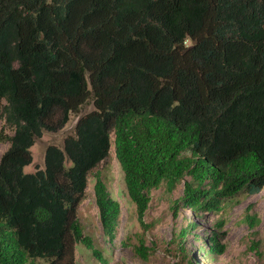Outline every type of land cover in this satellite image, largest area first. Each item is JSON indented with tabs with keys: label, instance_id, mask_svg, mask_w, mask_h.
Masks as SVG:
<instances>
[{
	"label": "trees",
	"instance_id": "16d2710c",
	"mask_svg": "<svg viewBox=\"0 0 264 264\" xmlns=\"http://www.w3.org/2000/svg\"><path fill=\"white\" fill-rule=\"evenodd\" d=\"M90 99L64 147L50 144L45 167L25 172L36 138ZM2 117L13 133L0 129L10 142L0 264H77L79 242L109 264L78 212L93 174L104 236L116 240L121 205L97 171L113 146L145 229L151 191L163 185L183 183L171 206L197 214L264 189V0H0ZM135 237L148 260L154 244ZM195 237L210 259L227 248L218 233Z\"/></svg>",
	"mask_w": 264,
	"mask_h": 264
},
{
	"label": "rangeland",
	"instance_id": "374dc122",
	"mask_svg": "<svg viewBox=\"0 0 264 264\" xmlns=\"http://www.w3.org/2000/svg\"><path fill=\"white\" fill-rule=\"evenodd\" d=\"M188 44L191 41H187ZM94 109L92 99L88 100L77 113H72L68 123L58 131H44L41 137L36 138L31 147L33 161L25 166V172H34L45 167V152L50 144L64 147V140L68 135L75 133L78 119ZM5 126V118H0V129ZM7 134H12L11 127L4 128ZM10 142L0 141V158L8 149ZM69 165V162H67ZM105 179L111 194L119 200L121 215L118 224L116 240L110 244L104 236L99 218L94 192V176H89V185L84 199L79 206L78 216L83 224L84 231L89 235L94 246L103 251L110 258L109 264H188L193 259L196 264H264V189L254 194L241 192L234 199L226 201L219 210L194 213L190 208L181 204L178 210L172 208L173 201L177 200L184 191V184H180L171 193L163 185L152 189L151 200L145 215V222L150 226L142 228L136 212V205L130 199L124 182L123 171L115 154V147L111 149L108 162L97 169ZM248 215L258 217L255 225H250ZM196 226L190 228V233L182 234L189 228L191 222ZM223 221L222 228L219 222ZM146 233V244H154L155 252L148 260L140 257L136 251L138 232ZM218 233L226 242L224 253L214 259L205 254L203 241L196 235L209 237ZM127 237H131L128 244H124ZM186 249L185 260L182 257V248ZM77 264H101L95 257L93 250L82 242L76 247Z\"/></svg>",
	"mask_w": 264,
	"mask_h": 264
}]
</instances>
